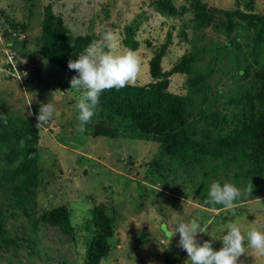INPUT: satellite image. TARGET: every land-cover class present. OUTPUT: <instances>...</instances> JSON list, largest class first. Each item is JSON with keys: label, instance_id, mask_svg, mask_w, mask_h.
Here are the masks:
<instances>
[{"label": "rangeland", "instance_id": "1", "mask_svg": "<svg viewBox=\"0 0 264 264\" xmlns=\"http://www.w3.org/2000/svg\"><path fill=\"white\" fill-rule=\"evenodd\" d=\"M204 1L209 6L221 9H232L234 4V0ZM148 2L31 0L28 4L27 0H0V14L12 17L15 22L25 23L29 43L39 36L42 6L50 4L52 11L60 15L64 25L74 35L87 34L92 42H100L103 33L111 31L117 54L129 50L122 43L123 27L136 23L134 39L138 45L133 51L141 67L135 84H145L151 80L147 60L153 48L163 42L167 43L166 53L161 59L163 69L169 68L182 53L193 48L201 52V57L193 64L195 70L202 71L210 56L215 55L212 64L214 70L206 83L209 95L215 98L213 106L222 108L221 105L234 93L238 84H243L241 71L235 70V67L242 68L244 65L242 54L234 62L230 50L220 48L224 40L222 33L211 27L194 31L192 13L167 17L156 13ZM173 3L178 7L185 0H173ZM254 5L257 11L264 12V0H254ZM2 16L0 23L3 22ZM0 27L3 32V26ZM182 31L185 36H182ZM166 33L170 34L168 40ZM0 38L11 46L15 42L13 38L6 40L1 33ZM1 40L0 45L3 44ZM18 57H21L20 53ZM35 62L36 69L28 74L29 80L0 79V113L15 124L24 119L36 120L37 124L41 104L50 101L54 104L53 118L45 128H38L36 167L39 185L34 211L37 214L46 207L66 205L75 240L60 234L56 227L41 224L36 214L27 216L8 202L5 195L9 190L1 183L0 210L6 232L3 239L0 238V264H82L87 239V231L83 227L88 221L90 208L98 202L106 203L109 215L113 217L109 250L98 264H190L186 251L179 246V234L174 235V232L178 223L193 218L206 228V233L197 234V241L201 244L211 241L214 250L222 247L220 240L228 223L237 224L245 236L251 229L264 231V196L250 199L242 193L249 198L238 201L234 209L218 216L217 209H209L199 203L195 190L182 181L183 175L178 170L172 169L166 177L155 180L156 184L148 182L146 169L150 166L149 162L158 159V164L169 166L167 160H162L164 157L160 155L156 142L102 134L107 125L114 128L118 122L114 119L110 124L105 123L96 108L95 114L85 125V131L77 133L75 103L81 92L71 89V77L56 65L43 58ZM184 78L180 74H172L169 91L185 92ZM230 110L231 106L227 111ZM20 157L12 162L13 165L18 164ZM2 161L0 159V173L8 167ZM214 175L221 185L230 182L243 191L240 182L236 180L234 183L229 173L215 169ZM261 194L264 195V190ZM25 205L29 211L30 203ZM33 219H36L34 227L31 225ZM244 247V254L237 264H264V255L252 248L247 238Z\"/></svg>", "mask_w": 264, "mask_h": 264}, {"label": "trees", "instance_id": "2", "mask_svg": "<svg viewBox=\"0 0 264 264\" xmlns=\"http://www.w3.org/2000/svg\"><path fill=\"white\" fill-rule=\"evenodd\" d=\"M27 2L30 4L31 0ZM148 3L156 13L167 17L192 13L194 31L211 27L221 32L224 40L220 48H228L234 62L242 54L244 65L242 68L235 67V70L241 71L243 84H238L234 93L221 105L222 108L213 106L215 98L209 95L206 80L214 70L212 64L216 56H210L202 71L195 70L193 64L201 57V52L193 48L182 53L169 68L163 69L161 59L167 49V43L163 42L153 48L147 60L151 79L148 83L129 84L119 90H104L100 94L97 114L103 117L105 123L110 124L114 119L118 122L114 128L107 125L101 133L109 137L121 135L156 142L160 155L164 157L162 160H167L169 166L158 164V159L149 162L150 166L146 169L148 182L156 184L155 180L166 177L172 169L178 170L183 175L182 181L195 190L199 203L203 207L217 209L218 216L229 209L220 204L207 203L209 195L206 192L216 181L215 169L229 173L234 183L239 181L242 193L250 199L264 196L261 194L264 190V12L255 9L254 0H234L232 9L209 6L204 0H185L178 7L173 0H149ZM3 16L0 23L2 34L6 40L13 38L16 42L14 47L5 44L13 49L17 59L20 53L21 57L32 62L34 72L35 61L43 58L71 78L77 75L74 70L68 69L67 64L70 59H77L92 43L89 35L72 34L60 15L52 11L50 4L42 6L39 36L29 43L25 31L27 25L15 22L10 16ZM136 26L132 22L122 29V43L130 50H135L138 45L134 39ZM181 34L185 36L183 31ZM18 35L22 37L18 38ZM169 36L166 33V40ZM70 44L74 46L71 48ZM174 73L185 76V92L169 91V78ZM24 79L29 80V76ZM230 106L232 110L228 112ZM7 121L5 124L0 120V159L8 166L0 173V190L3 192L1 183L5 184L9 190L5 195L8 202L29 216L36 214L34 200L39 185L36 167L38 128L36 120L24 119L17 125L14 121ZM22 140L23 146L20 143ZM5 148L7 150L2 152ZM18 156H21L18 164L13 165ZM251 184L252 191L244 192ZM245 194L234 201V205L240 200L246 201L249 197ZM28 203L31 205L29 211L25 208ZM1 214L0 210V238L3 239L6 231ZM36 219L75 240L66 205L46 207L36 214ZM36 219L31 221L32 227ZM83 229L87 231V239L81 262L98 264L106 257L108 239L113 236V217L109 215L106 203L92 205Z\"/></svg>", "mask_w": 264, "mask_h": 264}, {"label": "clouds", "instance_id": "3", "mask_svg": "<svg viewBox=\"0 0 264 264\" xmlns=\"http://www.w3.org/2000/svg\"><path fill=\"white\" fill-rule=\"evenodd\" d=\"M0 33L2 34L1 31ZM73 46L70 44L71 48ZM115 49V37L111 31H108L103 33L100 42L90 43L77 56V59L68 61V69L77 73L70 80L71 89L81 92L75 103V109L78 113V123L75 128L77 133L82 134L85 131V125L95 114V108L100 102V94L104 90L113 88L119 90L136 82L141 67L136 53L129 49L117 54ZM54 113L55 106L51 101L47 104H41L39 114L36 117L37 128L43 124L46 125L53 118ZM0 120H3L5 124L8 122L3 113H0ZM20 143L23 146L24 141L22 140ZM252 189L251 184L244 192H251ZM208 195L207 203L220 204L227 209H233L235 207L234 201L242 195V192L230 182H224L221 185L218 181H213ZM176 233L179 234V246L186 251L187 261H190V264H237L239 257L244 254L246 238L252 248L264 255V231L251 229L247 231L245 236L235 223L226 225L220 240L222 247L219 250H214L211 241H204L202 244L197 241V234L206 233V228L196 218L188 222L178 223L174 235Z\"/></svg>", "mask_w": 264, "mask_h": 264}, {"label": "built area", "instance_id": "4", "mask_svg": "<svg viewBox=\"0 0 264 264\" xmlns=\"http://www.w3.org/2000/svg\"><path fill=\"white\" fill-rule=\"evenodd\" d=\"M22 35H18V38ZM2 61H0V79L26 80L28 74L33 72L34 65L27 61L25 57L16 58L13 49L6 46L5 42L0 46ZM30 77V76H29ZM20 80V81H21Z\"/></svg>", "mask_w": 264, "mask_h": 264}, {"label": "water", "instance_id": "5", "mask_svg": "<svg viewBox=\"0 0 264 264\" xmlns=\"http://www.w3.org/2000/svg\"><path fill=\"white\" fill-rule=\"evenodd\" d=\"M97 128V127H96ZM95 132H97V129L95 130Z\"/></svg>", "mask_w": 264, "mask_h": 264}]
</instances>
